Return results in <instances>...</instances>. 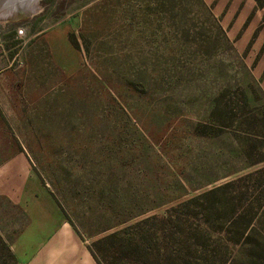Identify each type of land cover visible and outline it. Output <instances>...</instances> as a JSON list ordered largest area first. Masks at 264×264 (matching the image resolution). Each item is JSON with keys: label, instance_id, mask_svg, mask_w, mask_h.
I'll list each match as a JSON object with an SVG mask.
<instances>
[{"label": "rangeland", "instance_id": "1", "mask_svg": "<svg viewBox=\"0 0 264 264\" xmlns=\"http://www.w3.org/2000/svg\"><path fill=\"white\" fill-rule=\"evenodd\" d=\"M89 58L156 69L154 107L140 121L108 107L89 73L75 77ZM262 166L264 7L255 0H39L31 15L0 20L3 244L34 213L58 212L90 248ZM252 185L233 187L250 188L243 203L262 188ZM213 229L202 233L219 236ZM236 249L227 245V256Z\"/></svg>", "mask_w": 264, "mask_h": 264}, {"label": "trees", "instance_id": "2", "mask_svg": "<svg viewBox=\"0 0 264 264\" xmlns=\"http://www.w3.org/2000/svg\"><path fill=\"white\" fill-rule=\"evenodd\" d=\"M255 1L264 7L263 0ZM69 40L79 46L75 34ZM89 63L90 69H78L75 77L89 73L90 90L101 94L108 107H127L139 121L144 110L154 107L152 95L162 80L156 69L149 71L145 64H98L90 58ZM150 72L159 77L152 78ZM243 179L253 183L252 189L262 187L244 203L250 188L233 189ZM175 209L174 214L145 218L98 237L91 252L99 264H264V166L179 202ZM215 225L220 232L213 231L219 236L209 239L202 233ZM0 243L6 251L0 264H8L6 259L13 261L14 256L1 238ZM230 244L237 248L231 258L227 256Z\"/></svg>", "mask_w": 264, "mask_h": 264}, {"label": "crops", "instance_id": "3", "mask_svg": "<svg viewBox=\"0 0 264 264\" xmlns=\"http://www.w3.org/2000/svg\"><path fill=\"white\" fill-rule=\"evenodd\" d=\"M37 214L15 241L10 245L6 242L15 264H99L74 227L58 212L51 216L43 212V219Z\"/></svg>", "mask_w": 264, "mask_h": 264}, {"label": "water", "instance_id": "4", "mask_svg": "<svg viewBox=\"0 0 264 264\" xmlns=\"http://www.w3.org/2000/svg\"><path fill=\"white\" fill-rule=\"evenodd\" d=\"M39 0H0V13L8 16L1 19H13L31 15L38 9ZM1 15V14H0Z\"/></svg>", "mask_w": 264, "mask_h": 264}, {"label": "bare ground", "instance_id": "5", "mask_svg": "<svg viewBox=\"0 0 264 264\" xmlns=\"http://www.w3.org/2000/svg\"><path fill=\"white\" fill-rule=\"evenodd\" d=\"M0 14H1V15H0V18H1V17L4 18L5 16H8L6 12H5V13H0Z\"/></svg>", "mask_w": 264, "mask_h": 264}]
</instances>
